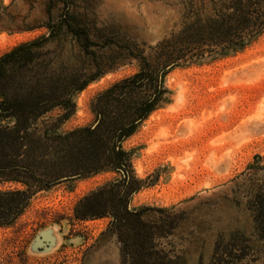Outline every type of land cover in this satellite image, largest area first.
I'll use <instances>...</instances> for the list:
<instances>
[{
    "label": "rangeland",
    "instance_id": "1",
    "mask_svg": "<svg viewBox=\"0 0 264 264\" xmlns=\"http://www.w3.org/2000/svg\"><path fill=\"white\" fill-rule=\"evenodd\" d=\"M65 1L89 41L85 47L83 38L62 29L48 48H56L61 64L89 65L88 74L118 61L127 48L148 52L185 22L215 15V0ZM63 11L60 0H0V57L47 37L49 20L56 24ZM104 42L108 45L101 48ZM138 70L137 60L129 58L98 75L73 95L74 112L57 132L94 126V99ZM163 86L166 103L122 143L131 155V172L142 183L130 195L128 209L142 210L141 231L154 239L152 249L137 259L139 264H222L218 256L230 250L234 238L253 236L248 203L251 195L264 193V29L240 49L169 70ZM63 115L57 107L38 123ZM121 178L104 170L33 194L13 223L0 226V264H131L132 255L141 252L139 241L123 227L120 234L111 231L112 215L75 217L82 198ZM24 190L21 183H0V192Z\"/></svg>",
    "mask_w": 264,
    "mask_h": 264
},
{
    "label": "trees",
    "instance_id": "2",
    "mask_svg": "<svg viewBox=\"0 0 264 264\" xmlns=\"http://www.w3.org/2000/svg\"><path fill=\"white\" fill-rule=\"evenodd\" d=\"M60 1L64 11L56 24L49 20L47 37L20 44L0 57V183L17 182L26 187L24 191L0 192V226L13 223L36 192L74 176L112 170L122 178L82 198L75 217L85 220L112 215L111 231L120 234L123 227L130 238L139 241L141 252L130 258L131 264H139L145 249H152L154 239L141 231L146 226L142 210L128 209L130 195L142 183L133 176L131 155L122 143L166 103L163 79L169 70L204 55L240 49L264 29V0H215L213 18L185 22L177 33L149 47L148 52L127 48L118 61L93 74L87 72L89 65L72 68L61 64L56 48H48L62 29L77 40L83 38L85 47L89 41L85 25L76 28L78 17L69 11L65 0ZM98 45L104 48L108 44ZM129 58L137 60L139 70L94 99L92 111L97 123L59 134L61 123L74 112L73 95ZM57 107L64 110L62 117L38 123ZM251 198L248 210L253 215V236L248 240L241 235L234 238L230 250L218 256L222 264H264L260 258L264 257V193L256 192ZM253 238L261 244L259 248Z\"/></svg>",
    "mask_w": 264,
    "mask_h": 264
},
{
    "label": "bare ground",
    "instance_id": "3",
    "mask_svg": "<svg viewBox=\"0 0 264 264\" xmlns=\"http://www.w3.org/2000/svg\"><path fill=\"white\" fill-rule=\"evenodd\" d=\"M152 117H153V115L151 114L148 118L150 119V118H152ZM149 119H148V120H149ZM146 123H147V122H146Z\"/></svg>",
    "mask_w": 264,
    "mask_h": 264
},
{
    "label": "water",
    "instance_id": "4",
    "mask_svg": "<svg viewBox=\"0 0 264 264\" xmlns=\"http://www.w3.org/2000/svg\"><path fill=\"white\" fill-rule=\"evenodd\" d=\"M71 178H76V177L74 176V177H71ZM63 180H65V179H63Z\"/></svg>",
    "mask_w": 264,
    "mask_h": 264
}]
</instances>
